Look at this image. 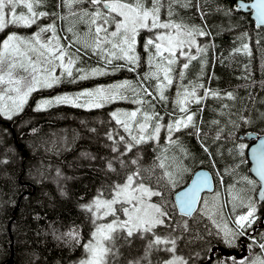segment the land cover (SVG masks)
Wrapping results in <instances>:
<instances>
[{
	"label": "snow or ice",
	"instance_id": "6c2138e0",
	"mask_svg": "<svg viewBox=\"0 0 264 264\" xmlns=\"http://www.w3.org/2000/svg\"><path fill=\"white\" fill-rule=\"evenodd\" d=\"M253 13L251 32L245 28L235 34L239 43L230 57L248 58L238 79L246 81L241 85L246 91L252 89L248 100L254 105L264 91V79L256 80L251 67L255 46L264 75V0H0V144L10 143L6 122L18 124L36 93L54 94L36 100L33 112L110 108L103 120H81L71 140L62 138L63 147L51 138L34 145L38 154L29 173L36 183L54 181L63 196L73 177L59 167L53 175L47 154H60L77 140L102 149H85L79 156L82 166L99 177L95 193L77 200L89 226L87 237L76 224L61 231L58 217H33L43 221L37 236H50L68 252L79 250L70 264H264V203L255 196L258 188L264 200V140L251 149L259 182L248 176L234 180L249 148L237 143L235 130L254 121L246 106L249 114L237 123L224 104L223 124L205 122L209 99L235 101L237 96L202 82L209 75V53L213 66L228 59L216 53L215 37L234 31L210 19L247 16L251 22ZM88 60L95 66H84ZM194 63L199 73L189 79ZM120 72L133 78L84 84ZM215 78L209 75V84ZM68 86L75 90H64ZM121 103L130 107H112ZM184 137L197 140L211 165L186 187L182 182L190 169L185 161L192 152ZM225 153L239 162L218 168ZM12 162L0 151V175ZM9 201L5 212L15 204ZM32 252L29 264H48L46 256Z\"/></svg>",
	"mask_w": 264,
	"mask_h": 264
},
{
	"label": "trees",
	"instance_id": "16d2710c",
	"mask_svg": "<svg viewBox=\"0 0 264 264\" xmlns=\"http://www.w3.org/2000/svg\"><path fill=\"white\" fill-rule=\"evenodd\" d=\"M224 2L235 4V0H224ZM209 22L213 25L222 26V29H227L231 26L234 31H223L222 35L215 37V43L218 45L216 53H222L223 57L228 59L225 60L223 65L216 63L213 66L211 60L212 53H209L210 59L205 71L216 78L212 79L209 84V75H206L202 82L206 86L219 90L222 93L234 91L237 98L235 101L209 99L207 101L208 107H205L204 111V121L209 122L212 119H220L223 124L225 118L221 117L220 111L222 105L228 104L231 112L235 114L231 118L240 123L239 117L249 114L248 111H245V107L247 106L254 122L251 125L241 124V127L235 130V135L238 137L237 143H246L244 136L249 132L264 135V116H259V114H264V103L260 102L261 98L264 97V91H260L256 96L254 105L248 100V91H252V89L246 91L241 87L246 81L238 79L243 74V65L248 63V58L242 54L232 58L230 57V53L239 43L238 41L234 43L235 34L245 28L251 32L254 22L252 19L249 22L247 16L234 17L231 20L212 17ZM261 47L264 48V39L261 40ZM252 51L251 67L254 77L256 80L264 79V75H262V70L260 69V53H258L255 46H253ZM84 66L91 67L95 65L92 60H88ZM198 73L199 67L194 63V66L188 73L189 79H196ZM124 78H133V74L120 72L115 76L101 77L97 81L84 82V84L111 82ZM64 90L73 91L75 90V86H68ZM53 94L51 91L34 94L33 98L29 100V106L25 108L22 114L23 119L18 124L6 122L8 125H11L12 135L8 136V140L10 141L8 145L0 144V151L7 153L9 158L13 159V162L8 167L7 173L0 175V264H8L9 261L10 264H29V257L33 255V249H35L36 254L46 256L48 264H70L74 256L80 255L79 250L68 252L62 245L57 247L58 242L50 236H37L36 233L41 230L43 221L38 222L33 219L36 213H40L41 216L47 214L50 219L58 217L61 222V231L73 224L79 225L83 229L85 237H87L89 231L85 214L79 209L77 200L80 196H83L87 200L95 193L99 177L91 169L82 166L83 161L79 159V156L80 152L85 149L94 153L100 152L102 149L95 142L89 144L86 140H77L69 145L68 150L60 154H56L55 152L47 154L48 163L52 165L53 175L55 168L59 167L65 176L73 177L66 184L68 196L61 195L57 185L52 180L36 183L35 174H30L28 169L34 163L35 157L38 154L37 149L34 147L35 144L51 138L58 147H63L61 143L62 138L67 136L71 140V133L79 129L81 120L93 122L103 120L105 119V113L110 111V108L86 112L81 109L61 106L46 112L32 111L36 100L40 97H48ZM112 107H130V105L121 103ZM224 111L227 112L229 110L224 109ZM205 126L207 127V125ZM31 127H36L39 131L33 134L30 130ZM184 141L192 152V158L185 161L190 169V172L185 174L184 181L182 182L185 186L197 169L207 168L210 170L211 165L195 138L184 137ZM208 142L211 143V138H209ZM19 145H22V149L19 148ZM225 147H231V143L225 142ZM244 160L245 163L240 164L236 173L233 174L234 180H238L241 176H248L252 179L247 149L245 150ZM238 162L239 158L233 159L225 153V158L219 160L217 167H231ZM21 192L27 195L26 199L20 195ZM29 193L30 195H28ZM10 197L15 201V204L14 206L7 207V211L5 212L6 205L4 202L9 201ZM240 251L243 254V250ZM257 251L258 249L255 250V252Z\"/></svg>",
	"mask_w": 264,
	"mask_h": 264
},
{
	"label": "water",
	"instance_id": "95a60500",
	"mask_svg": "<svg viewBox=\"0 0 264 264\" xmlns=\"http://www.w3.org/2000/svg\"><path fill=\"white\" fill-rule=\"evenodd\" d=\"M247 2H250V1H247ZM251 19L253 20V22H255L254 13L251 14ZM245 138L248 139V140H254V142L249 146L247 153H248V160H249V163H250V173L259 182V177L257 176V174L255 172L256 161H255V158L252 155L251 149L252 148H256V147H258L260 145L261 140H264V135H259L257 133L250 132L247 135H245ZM19 148L22 149V145H19ZM200 171H208V170L207 169H204V168H201V169L196 170L193 173L191 179L194 178V174H196V173H198ZM191 179H190L189 183L186 186H188L191 183ZM180 190H182V189H180ZM180 190H178V191H180ZM206 192H207V190H206ZM259 192H260V189H258V191H257L256 198H257V200L259 202H263L264 200H261L260 197H259ZM8 264H10V261H9Z\"/></svg>",
	"mask_w": 264,
	"mask_h": 264
},
{
	"label": "rangeland",
	"instance_id": "374dc122",
	"mask_svg": "<svg viewBox=\"0 0 264 264\" xmlns=\"http://www.w3.org/2000/svg\"><path fill=\"white\" fill-rule=\"evenodd\" d=\"M22 31L31 32L32 30L29 29V30H22ZM119 80H121V79H119ZM245 142H246V144L250 143V141H248L247 139L245 140ZM251 177H252V175H251ZM252 179H254V178L252 177ZM254 180H255V179H254ZM257 190H258V189H257ZM258 203H259V202H258ZM262 231H264V230H262ZM256 253H259V249H258V251H257ZM243 254H245V253H243ZM246 254L249 255V256H252V255H253L252 252H249V253H246Z\"/></svg>",
	"mask_w": 264,
	"mask_h": 264
},
{
	"label": "bare ground",
	"instance_id": "6f19581e",
	"mask_svg": "<svg viewBox=\"0 0 264 264\" xmlns=\"http://www.w3.org/2000/svg\"><path fill=\"white\" fill-rule=\"evenodd\" d=\"M250 133V132H249ZM247 135V134H246ZM245 137V136H244ZM243 138V137H242ZM244 139V138H243ZM246 139V138H245ZM248 140V139H247ZM248 141H250V144H249V146L254 142V140H248ZM247 151H248V149H247ZM247 158H248V153H247ZM248 162H249V160H248ZM250 164V163H249ZM199 169H201V168H199ZM204 169H207V168H204ZM198 170V169H197ZM208 171H209V169H207ZM251 174V173H250ZM193 175V174H192ZM252 175V174H251ZM192 177V176H191ZM252 177L256 180V178L252 175ZM189 183V182H188ZM187 183V184H188ZM186 184V185H187ZM214 184H215V182H214ZM185 185V186H186ZM180 190V189H179ZM178 191V190H177ZM258 191V190H257ZM258 201V200H257ZM259 202V201H258ZM264 202V201H263ZM260 203V202H259ZM9 263V262H8Z\"/></svg>",
	"mask_w": 264,
	"mask_h": 264
},
{
	"label": "flooded vegetation",
	"instance_id": "af4514ba",
	"mask_svg": "<svg viewBox=\"0 0 264 264\" xmlns=\"http://www.w3.org/2000/svg\"><path fill=\"white\" fill-rule=\"evenodd\" d=\"M235 3H236V0H235Z\"/></svg>",
	"mask_w": 264,
	"mask_h": 264
}]
</instances>
